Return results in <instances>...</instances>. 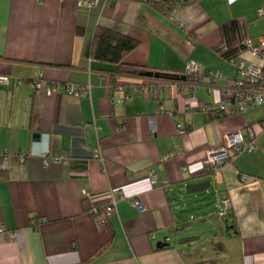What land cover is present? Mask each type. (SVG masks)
Returning <instances> with one entry per match:
<instances>
[{"label": "crops", "instance_id": "crops-1", "mask_svg": "<svg viewBox=\"0 0 264 264\" xmlns=\"http://www.w3.org/2000/svg\"><path fill=\"white\" fill-rule=\"evenodd\" d=\"M261 8L264 0H194L171 13L137 0L92 8L78 0H0V75L8 77L0 82V264H264V106L215 118L201 109L223 99L220 88L237 75L232 60L264 65L244 46L248 37L264 38ZM98 26L139 43L129 64L183 75L195 61L222 77L211 91L209 78L201 80L190 111L186 81L120 75V91L112 64L87 55ZM38 82L90 86L91 94L48 95ZM141 83L145 90L132 100L115 102ZM161 106L174 114H160ZM235 130L245 137L254 130L257 148L205 172L206 149ZM25 149L35 154L21 161ZM43 150L70 161L46 166L37 155ZM203 182L232 207L222 236L201 246L184 236L190 221L175 205ZM84 190L94 202L119 198L108 224L88 214L85 202L93 201Z\"/></svg>", "mask_w": 264, "mask_h": 264}, {"label": "built area", "instance_id": "built-area-1", "mask_svg": "<svg viewBox=\"0 0 264 264\" xmlns=\"http://www.w3.org/2000/svg\"><path fill=\"white\" fill-rule=\"evenodd\" d=\"M110 0H104V3L108 4ZM101 0H78V4L86 6L88 8L99 5ZM261 16H264V8L259 11ZM244 46L255 56H259L264 60V38H261L258 43H254L251 37H248L244 41ZM237 70L236 78L231 81L228 85L220 88V93L223 99L215 104H204L201 109L207 114L209 118H215L225 113H231L233 111H245L248 106H264V65H258L253 62H248L243 58L232 60ZM186 76H191L192 80L188 82L189 87V98L187 99L188 105L185 106V111H190L192 104L195 102L196 90L204 77L209 78V91L216 88L217 81L222 77L220 70L206 72L203 66L195 61H190L187 64ZM8 77L0 75V82L7 81ZM116 88L120 91H124V84L119 77L115 78ZM175 83H170L173 86ZM36 86L44 88L48 95H52L59 90L66 93L76 94L81 97H87L91 94L90 86H81L75 83L65 84H49L45 82H38ZM145 90L144 83L140 85L132 84L130 90L126 91L124 95L117 100L116 103L125 104L130 101L134 96ZM154 92L157 96H161V86L156 87ZM160 114L173 115L174 110L161 106L159 108ZM95 129H98L96 125ZM186 128L183 122L178 123V132L180 134L185 133ZM261 133L264 134V119L261 122ZM257 134L254 130H250V133L245 137L241 130H235L225 135L224 140L221 144L216 146H210L206 149L205 157L202 160L205 172L218 170L225 164L233 160L238 154L243 152H250L257 148ZM35 154L31 150H22L19 154L21 161H24L28 155ZM42 159L44 165L48 166L51 162L55 164H66L69 163L70 157L64 153L50 152V150H43L37 153ZM169 156H165L163 159H167ZM183 171H188V166L183 167ZM247 176H243L246 179ZM150 181L152 184L158 182L157 174H150ZM84 197L93 201V193L84 190ZM120 198H125L124 195ZM118 199L115 195H112L108 202L104 204H94L88 211V214L96 220L97 224L104 226L108 224L111 215L118 211ZM94 202V201H93ZM132 204L140 208L141 201L139 198H133ZM221 207L218 211V215L222 218H227L231 210V200L224 199L220 202ZM4 226L0 225V232L4 231Z\"/></svg>", "mask_w": 264, "mask_h": 264}, {"label": "trees", "instance_id": "trees-1", "mask_svg": "<svg viewBox=\"0 0 264 264\" xmlns=\"http://www.w3.org/2000/svg\"><path fill=\"white\" fill-rule=\"evenodd\" d=\"M137 1L148 3L162 12L171 13L175 9L186 6L191 2H193L194 0H137ZM138 45L139 43L136 40L125 34L119 33L107 27L98 26L91 41V44L87 50V55H89L95 60L112 64L113 69L111 70V73L114 78L120 75L149 78L147 76H142V74L147 73L149 71H154V72L159 71L167 76L166 78L163 79L174 80L171 77L175 76V73L169 72L168 70H153L150 67L133 65L125 62L127 55L130 52H132ZM191 80L192 77L187 76L186 82L188 83ZM0 176L6 177V175L1 171H0ZM106 202H108V200L103 202L100 201V202H92V203L91 202L88 203L86 201L85 207L89 211L94 204H104Z\"/></svg>", "mask_w": 264, "mask_h": 264}, {"label": "rangeland", "instance_id": "rangeland-1", "mask_svg": "<svg viewBox=\"0 0 264 264\" xmlns=\"http://www.w3.org/2000/svg\"><path fill=\"white\" fill-rule=\"evenodd\" d=\"M214 184L208 188L211 196L204 194V191L183 192L182 196H177L179 200L175 205L177 214L183 219H189L190 226L184 233V236H193L197 238L195 243L199 245L210 244L215 236L221 237L226 226L223 218L218 215L221 204L214 197ZM204 216L206 219H201ZM223 228V229H222Z\"/></svg>", "mask_w": 264, "mask_h": 264}, {"label": "water", "instance_id": "water-1", "mask_svg": "<svg viewBox=\"0 0 264 264\" xmlns=\"http://www.w3.org/2000/svg\"><path fill=\"white\" fill-rule=\"evenodd\" d=\"M142 76H147L149 78H157V79H163L166 78L167 76L162 73V72H154V71H149L147 73H143ZM171 78H173L174 80H179V81H186L187 80V76L186 74H175V76H172ZM36 137H39V134H36ZM210 186V182H203V183H199V184H191L187 187V191L188 192H197V191H202L207 189Z\"/></svg>", "mask_w": 264, "mask_h": 264}]
</instances>
